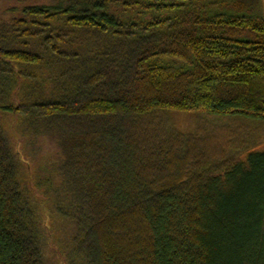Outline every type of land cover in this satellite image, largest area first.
Instances as JSON below:
<instances>
[{"label": "trees", "instance_id": "obj_1", "mask_svg": "<svg viewBox=\"0 0 264 264\" xmlns=\"http://www.w3.org/2000/svg\"><path fill=\"white\" fill-rule=\"evenodd\" d=\"M6 12L0 264H264L260 0Z\"/></svg>", "mask_w": 264, "mask_h": 264}, {"label": "rangeland", "instance_id": "obj_2", "mask_svg": "<svg viewBox=\"0 0 264 264\" xmlns=\"http://www.w3.org/2000/svg\"><path fill=\"white\" fill-rule=\"evenodd\" d=\"M42 0H0V16L8 17L6 10L11 7H20L25 4H34ZM262 3V16L264 18V0ZM44 233L46 236V245L43 253V264H64L62 253L59 252V247L53 242V237L59 235L57 226H50V222H45ZM57 234V235H56Z\"/></svg>", "mask_w": 264, "mask_h": 264}]
</instances>
